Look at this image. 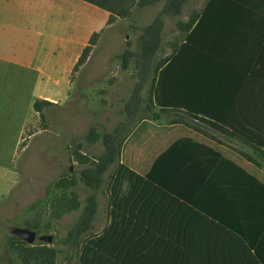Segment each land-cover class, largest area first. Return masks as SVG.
Masks as SVG:
<instances>
[{"label":"crops","instance_id":"crops-1","mask_svg":"<svg viewBox=\"0 0 264 264\" xmlns=\"http://www.w3.org/2000/svg\"><path fill=\"white\" fill-rule=\"evenodd\" d=\"M214 1L207 13L212 42L199 47L204 54L212 48L206 74L215 85L204 92V108L213 116L155 107L133 125L120 163L151 172L159 187L152 203L164 207L166 224L187 227L180 238L196 264H261L255 249L264 255V0ZM109 16L84 0H0L1 153L8 147L12 157L13 145L27 149L41 134L37 99L61 105L76 85L89 83L91 77L76 82L75 67L93 33L114 24ZM129 85L122 87L132 94L136 83ZM148 92L145 85L141 93ZM8 165H0L5 173L12 172Z\"/></svg>","mask_w":264,"mask_h":264},{"label":"trees","instance_id":"trees-1","mask_svg":"<svg viewBox=\"0 0 264 264\" xmlns=\"http://www.w3.org/2000/svg\"><path fill=\"white\" fill-rule=\"evenodd\" d=\"M84 1L106 9L110 13L108 24L130 17L135 7L145 8L160 2H163V6L154 19L142 27L137 50L126 48L116 54L122 59L124 68L128 69L133 64L137 79L135 89L124 106L125 120L110 131L100 132L92 127L86 139L91 144L101 141L103 151L91 157L78 145L74 156L84 165L79 176L67 173L55 182V187L61 191L53 204L57 217L81 207L79 195L74 190L81 182L91 190L63 242L77 253L78 264H196L197 256L188 253L189 241L180 238L187 227L172 219L166 224L164 207L152 203L159 187L151 182V172L141 175L121 164L120 157L123 143L133 125L152 113L156 114L155 107L161 110L186 109L195 116H213L211 111L204 108L207 106L204 104L210 101L204 92L215 85L214 79L206 74L212 70V48L205 47L208 51L206 54L200 48L212 42L211 16L207 13L215 1L207 0L202 9L190 12L187 20H177L176 27L184 38L181 43L174 42L172 52L165 57H159L165 20L167 17H182L189 0ZM100 32H94L91 36L75 70L88 61ZM204 58L210 62H204ZM149 81V92L144 96L141 91ZM199 92L203 94H197ZM52 104L44 99L34 102V109L41 120L46 118L45 107ZM111 168L113 171L108 181L109 222L101 232H96L94 222L99 208L97 192L106 182V174ZM241 236L245 240L243 233ZM12 237V246L24 264H56L57 249L49 246L48 242L31 245L19 236ZM248 241L251 245V241ZM255 251V259L264 264V255L257 247Z\"/></svg>","mask_w":264,"mask_h":264},{"label":"rangeland","instance_id":"rangeland-1","mask_svg":"<svg viewBox=\"0 0 264 264\" xmlns=\"http://www.w3.org/2000/svg\"><path fill=\"white\" fill-rule=\"evenodd\" d=\"M206 2L189 0L182 17L166 18L159 57L169 55L172 44L181 43L184 38L176 27L177 20H187L190 12L202 9ZM162 6L163 2L145 8L135 7L130 17L119 18L112 26L103 29L88 61L76 70V82L80 85L86 77H91L89 83L84 84L85 87L76 85L70 99L63 104L45 107L46 118L39 119L37 123L42 132L27 142V149L22 144L13 145L12 157L8 147L4 153L0 151V165L5 162L11 164L12 169V172L7 170L5 173L0 167V264H24L12 246L15 227L37 231L31 245L45 242L39 239L41 235H52L53 241L48 245L57 249L56 264H78L77 253L72 252L63 239L75 223L91 190L81 182L74 188L81 207L57 217L53 204L61 191L55 187V182L67 173L79 176L84 165L74 156L78 145L92 157L103 151L101 141L91 144L86 139L92 127L100 132L110 131L125 120L123 110L131 90L127 91L122 85L130 83L129 87H132L136 83L133 78L135 70L133 64L128 69L124 68L122 59L116 54L126 48L137 50L142 27L154 19ZM146 91L147 88L144 94ZM112 171L113 168L108 171L106 182L97 192L96 232H101L109 222L108 181Z\"/></svg>","mask_w":264,"mask_h":264},{"label":"water","instance_id":"water-1","mask_svg":"<svg viewBox=\"0 0 264 264\" xmlns=\"http://www.w3.org/2000/svg\"><path fill=\"white\" fill-rule=\"evenodd\" d=\"M13 233L19 236L20 238H22L23 240H25L28 244H33L37 237L36 230H32L24 227H15L13 229ZM39 239L51 243L53 241V236L50 234L41 235L39 236Z\"/></svg>","mask_w":264,"mask_h":264}]
</instances>
